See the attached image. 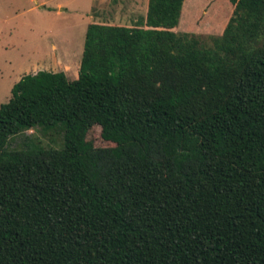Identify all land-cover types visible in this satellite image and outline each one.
<instances>
[{
	"label": "trees",
	"instance_id": "16d2710c",
	"mask_svg": "<svg viewBox=\"0 0 264 264\" xmlns=\"http://www.w3.org/2000/svg\"><path fill=\"white\" fill-rule=\"evenodd\" d=\"M182 1L88 23L74 79L11 85L0 264H264V0H228L208 45L172 30ZM27 128L59 147L6 146Z\"/></svg>",
	"mask_w": 264,
	"mask_h": 264
},
{
	"label": "rangeland",
	"instance_id": "374dc122",
	"mask_svg": "<svg viewBox=\"0 0 264 264\" xmlns=\"http://www.w3.org/2000/svg\"><path fill=\"white\" fill-rule=\"evenodd\" d=\"M231 9L228 0H183L172 30L192 33L208 45L210 36L221 33ZM145 10L146 0H0V103L7 100L11 85L25 73L63 69L68 79L76 76L72 70L77 71L87 22L83 14L92 15L93 21L130 26L144 16ZM25 48L28 64L20 66V49ZM46 63L52 65L47 67ZM85 139L94 147L114 145L101 138L98 125L88 128ZM160 141L154 134L148 136L150 144ZM59 145L60 141H50L32 128L22 129L6 140L8 148Z\"/></svg>",
	"mask_w": 264,
	"mask_h": 264
},
{
	"label": "crops",
	"instance_id": "0c3cea01",
	"mask_svg": "<svg viewBox=\"0 0 264 264\" xmlns=\"http://www.w3.org/2000/svg\"><path fill=\"white\" fill-rule=\"evenodd\" d=\"M146 3H147V0H146ZM86 14V13H85ZM85 14H83V16H85V18H87V22H86V25L88 24V23H92V22H96V23H102V22H97L96 20L95 21H93L92 19H91V17H92V15H85ZM91 19V20H90ZM86 25H85V27H86ZM51 47L53 48V51H56V50H54V48L56 47L53 43L51 44ZM27 48H25V51H23V49H20V58H21V61H20V66H23V65H27L28 64V50H26ZM23 55H24V58H25V61H23ZM50 65H52V64H50V63H46L45 64V66H47V67H49ZM77 67H78V59H77ZM63 71L64 72V74L66 75V72L63 70V69H58V71ZM52 72H55V71H52ZM70 72H71V70H70ZM72 72H73V75L75 76H77V71H76V68L74 69V70H72ZM71 72V73H72ZM76 76L75 77H73V79L74 78H76Z\"/></svg>",
	"mask_w": 264,
	"mask_h": 264
}]
</instances>
